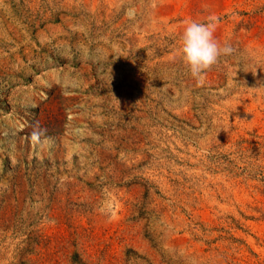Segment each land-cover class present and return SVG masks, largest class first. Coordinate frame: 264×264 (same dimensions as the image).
<instances>
[{
  "label": "rangeland",
  "instance_id": "1",
  "mask_svg": "<svg viewBox=\"0 0 264 264\" xmlns=\"http://www.w3.org/2000/svg\"><path fill=\"white\" fill-rule=\"evenodd\" d=\"M0 264H264V0H0Z\"/></svg>",
  "mask_w": 264,
  "mask_h": 264
},
{
  "label": "clouds",
  "instance_id": "2",
  "mask_svg": "<svg viewBox=\"0 0 264 264\" xmlns=\"http://www.w3.org/2000/svg\"><path fill=\"white\" fill-rule=\"evenodd\" d=\"M219 24V17L211 15L207 22L188 20L182 32L181 54L191 75L202 80L207 72L215 66L221 56H228L234 52L231 45L216 38L215 32Z\"/></svg>",
  "mask_w": 264,
  "mask_h": 264
}]
</instances>
